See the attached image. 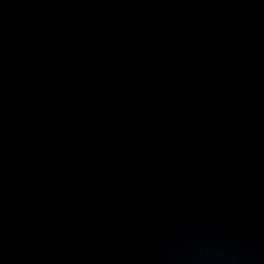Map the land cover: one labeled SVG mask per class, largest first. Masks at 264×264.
Returning <instances> with one entry per match:
<instances>
[{
	"label": "water",
	"instance_id": "1",
	"mask_svg": "<svg viewBox=\"0 0 264 264\" xmlns=\"http://www.w3.org/2000/svg\"><path fill=\"white\" fill-rule=\"evenodd\" d=\"M0 264H264V0H0Z\"/></svg>",
	"mask_w": 264,
	"mask_h": 264
}]
</instances>
